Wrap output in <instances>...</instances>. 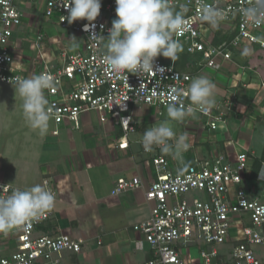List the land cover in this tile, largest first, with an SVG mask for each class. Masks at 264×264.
<instances>
[{"label":"built area","instance_id":"1","mask_svg":"<svg viewBox=\"0 0 264 264\" xmlns=\"http://www.w3.org/2000/svg\"><path fill=\"white\" fill-rule=\"evenodd\" d=\"M33 1L42 2L46 18H54L62 28L83 35L82 48L71 52L61 50V64L58 63L54 69H49L43 62L37 71L34 66L27 70V67L18 64L19 59L12 51V38L24 14L22 4ZM168 2L176 10L181 5L188 7L185 18L190 28L175 38L182 43L185 54L200 56L197 65L220 68L221 61L230 58V48L239 46L245 40L258 42L264 48V40L254 34L264 25L253 26L239 13V9L248 6L250 0ZM201 2L218 5L226 16L223 22L233 24L235 33L228 41L213 43L209 33L211 27L200 20ZM112 8H116L115 0H109L104 7L108 12ZM67 15L63 0H0V81L14 85L17 78L40 74L51 76L56 88L45 90V96L53 108L52 120L55 124L70 121L78 127L82 113L96 111L101 121L111 118L119 124L122 136L118 147L125 148L128 145L127 135L135 130L136 125L131 115L132 105L167 107L175 102L186 107L190 104L184 96L173 100L172 89L186 90L192 78L190 72L177 67V60L173 62L170 58L157 57L156 65L165 68V72L158 75L142 77L134 73L115 75L105 72L103 45L89 39L93 31L104 37L109 33L110 27L101 10L92 22L95 28L88 32L83 30L84 24L89 23L87 20L69 24L66 19L62 21ZM42 39V35H36L37 44ZM196 113L206 117L211 130L226 122L225 112L219 104L207 113ZM124 120H128V124L123 123ZM57 132V129L53 130L54 134ZM247 159L245 151L237 152L234 161L225 154L216 153L196 158L184 171L174 173L169 170L163 154L152 155L156 175L145 191V200L153 205L150 216L133 226L135 231L142 233L150 250V257L142 264H264V202L247 193V187L242 185ZM43 185L55 196V189L48 179L43 180ZM140 185L138 176L120 179L111 193L118 194ZM16 188L19 187L0 181V198H6ZM242 213L248 216L247 224L242 219H233V216ZM51 215V210L45 211L37 219L14 229L16 242L12 249L0 242V264H60L61 252L80 251V242L68 234L49 235L41 231L40 225ZM232 229H237L236 240L228 254L223 256L217 246L230 240ZM192 245H197L196 257L191 255ZM254 247H262L261 254ZM4 249L10 252L4 254Z\"/></svg>","mask_w":264,"mask_h":264},{"label":"crops","instance_id":"2","mask_svg":"<svg viewBox=\"0 0 264 264\" xmlns=\"http://www.w3.org/2000/svg\"><path fill=\"white\" fill-rule=\"evenodd\" d=\"M40 6L43 15L42 2ZM37 7L26 5L23 9L22 23L14 32L12 47L17 42L22 47L30 28L39 27V17L35 14ZM41 21L42 25L54 26L59 31L54 41H61L62 50L82 48L83 35L79 32L62 28L54 18L44 15ZM70 31L74 35L71 36ZM209 33L215 43V39L228 41L235 29L231 22H223L218 28L211 27ZM39 34L43 39L37 44L36 35ZM254 34L264 40V28ZM72 37L79 44L76 49L68 48ZM33 41V57L42 60L41 50H47L51 42L37 30ZM245 48L251 49L249 55H242ZM230 52V58L222 60L218 69L197 65L200 60L197 54L188 55L183 51L178 54V68L190 72L192 78L205 75L214 82L215 106L219 104L226 116V122L214 130L209 128L206 117L198 113L180 123L171 121L175 133L174 124L181 126L190 145L179 162L162 153L159 147L154 146L151 152H144L142 148L143 133L169 119L167 107L132 105V118L143 116L144 120L133 118L135 130L127 135V147L119 148L122 136L119 124L111 118L101 121L96 111L82 113L78 127L70 121L57 125L51 119L47 133L41 135L24 119L22 100L15 93L13 84L0 81V181L28 189L37 184L44 187L43 180H49L55 189V201L51 217L40 225L41 231L49 235L68 234L81 244L78 252H61L60 264H142L150 257L142 233L135 231L133 226L150 216L153 203L145 200V191L156 175L151 157L158 153L166 157L169 170L176 173L184 171L196 158L221 153L234 161L237 152L245 151L247 171L242 185L246 186L252 178L255 193L250 194L264 202V178L260 177V171L264 169V48L258 42L245 40L230 48ZM43 62L25 64L21 57L18 64L27 70L34 66L37 71ZM189 64L196 67H186ZM158 110L166 113L157 114ZM55 129L57 134L53 133ZM134 176L140 178V186L111 193L118 180ZM233 219L248 223L246 213L237 214ZM236 231L232 229L230 240L217 246L223 256L235 242ZM10 240L16 242L15 230L0 234L2 244L9 246ZM254 249L258 254L263 250L262 247Z\"/></svg>","mask_w":264,"mask_h":264},{"label":"clouds","instance_id":"3","mask_svg":"<svg viewBox=\"0 0 264 264\" xmlns=\"http://www.w3.org/2000/svg\"><path fill=\"white\" fill-rule=\"evenodd\" d=\"M115 3L116 18L108 29V36L97 35L93 31L89 37L103 45L105 72L115 75L134 73L142 77L147 74H163L165 68L156 65V58L163 56L173 62L179 58L183 45L175 37L190 28L185 18L187 5H181L176 10L168 0H115ZM63 5L68 15L63 16L62 21L66 19L72 24L83 19L89 22L84 24V31L95 28L92 22L100 14L101 0H67L66 3L63 0ZM239 13L253 26L264 25V0H250L248 6L239 9ZM225 19L226 16L218 5L201 2L202 22L218 28ZM70 46L72 49L79 47L75 37L70 39ZM250 52L251 49L245 48L242 55H249ZM124 79L127 81V75ZM13 86L22 100L23 116L28 126L38 130L41 135L46 134L54 113L45 90H55L53 78L46 74L17 78ZM215 87L207 76L199 75L191 79L186 90L173 88V100L177 96H184L189 99L190 104L186 107L183 103L168 104L169 119L143 133L141 143L144 150L151 152L156 146L162 153L182 161L183 153L190 147L188 137L186 133L177 137L170 122H183L196 112L207 113L216 104ZM122 122L128 124V120ZM260 177L264 178V169L260 171ZM54 201L52 192L39 184L28 189H13L6 198H0V234H8L37 219L43 212L54 207Z\"/></svg>","mask_w":264,"mask_h":264},{"label":"rangeland","instance_id":"4","mask_svg":"<svg viewBox=\"0 0 264 264\" xmlns=\"http://www.w3.org/2000/svg\"><path fill=\"white\" fill-rule=\"evenodd\" d=\"M107 2H108L107 0H105L103 2L102 6H101V13L103 14V17L107 21L108 25L112 26V21H113V19L116 18V12H115V8H112L111 12H108L104 9V6L107 4ZM26 5L27 6L31 5V7H35V6L37 7L38 6L37 8H35V14L39 17V22H40L39 24L40 25H39V27L36 26V27L30 28V30L25 34L26 36L24 37V39L22 41V47L20 46V44L18 42L14 43V46L12 47V51L15 52V56L17 59H21V57H24V63L25 64L40 63V62L42 63L43 59H44L46 66L49 69H54L58 65V63L61 64L60 53H61V50L63 48V45H62L61 41L60 42L58 40L54 41V39L58 37L57 35H58L59 31L54 26L49 28V27L42 25L41 19H42L43 15H42V8L40 6L39 1L23 3L22 9L26 8ZM36 30L45 34V36L51 42L50 46H48V49H47L48 51L46 49L41 50L42 55H43L42 60H40V57L37 58V60H35L33 57L34 51H35L34 50V44L35 43L33 40L35 39ZM70 35L71 36L74 35L72 33V31H70ZM68 48H71V47H68ZM68 51L71 52L70 49ZM195 67H196V65H193V66L190 65V69L195 68ZM164 110H166V109H164ZM164 110H162V111L158 110L157 114L158 113L163 114L164 112L166 113V111H164ZM136 117H137V119L144 120L143 116H133L134 119ZM143 126H145V125L143 124ZM147 127H150V126H146V128ZM116 128H118V126ZM174 128H176V133L178 134L177 137L183 133V129L181 128V126L179 124L175 123ZM220 136H221V134L219 135V137ZM176 161L179 162V160H176ZM253 186H255L254 180H252V178H249L247 181V184H246V187H247L246 192L247 193H251V192L255 193V188ZM248 189H251V190L249 191ZM14 243H15L14 240H10L8 247L12 248L14 246ZM190 251H191L192 256H194V257L198 256L197 245H192V247L190 248ZM9 252H10V250L4 249L3 253L8 254Z\"/></svg>","mask_w":264,"mask_h":264},{"label":"trees","instance_id":"5","mask_svg":"<svg viewBox=\"0 0 264 264\" xmlns=\"http://www.w3.org/2000/svg\"><path fill=\"white\" fill-rule=\"evenodd\" d=\"M221 41H222V39H218V40L215 39L214 42H215V43H219V42H221ZM263 157H264V155H263Z\"/></svg>","mask_w":264,"mask_h":264}]
</instances>
